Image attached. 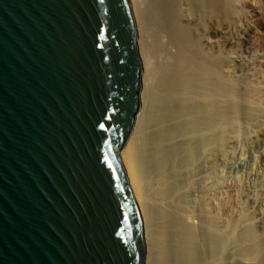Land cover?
<instances>
[{
  "label": "water",
  "instance_id": "obj_1",
  "mask_svg": "<svg viewBox=\"0 0 264 264\" xmlns=\"http://www.w3.org/2000/svg\"><path fill=\"white\" fill-rule=\"evenodd\" d=\"M149 84L136 0H0V264H149Z\"/></svg>",
  "mask_w": 264,
  "mask_h": 264
},
{
  "label": "bare ground",
  "instance_id": "obj_2",
  "mask_svg": "<svg viewBox=\"0 0 264 264\" xmlns=\"http://www.w3.org/2000/svg\"><path fill=\"white\" fill-rule=\"evenodd\" d=\"M230 3L136 0L146 32L150 84L146 110L126 151V162L147 215L149 264H226L232 236L222 219L226 203L218 201L226 193L219 170L228 125L238 122L241 109L237 104L225 105L223 98L229 90L221 72L223 61L204 53L201 44L214 48L212 38L220 32L213 11L216 20H222L228 16ZM180 10L186 13L181 15ZM155 38L166 52L160 68H154L150 59ZM188 49H197L200 58L189 54ZM156 78L155 86L152 81L155 83ZM258 91L254 95L258 96ZM248 110L244 113L249 112L250 117L264 115L260 108ZM238 131L240 128L235 133ZM194 194L199 195L197 200L191 199ZM191 215L196 216L197 223L189 221ZM251 234L247 228L245 235Z\"/></svg>",
  "mask_w": 264,
  "mask_h": 264
},
{
  "label": "rangeland",
  "instance_id": "obj_3",
  "mask_svg": "<svg viewBox=\"0 0 264 264\" xmlns=\"http://www.w3.org/2000/svg\"><path fill=\"white\" fill-rule=\"evenodd\" d=\"M182 10L181 15L186 13ZM213 16L220 34L212 38L214 48L202 44L201 48L213 59L223 61L221 72L229 90L223 101L226 106L238 105L241 109L238 122L228 125L225 157L219 170L226 184V193L219 196L218 201L226 203L222 219L227 233L232 236L225 263L264 264V115L250 117L249 112L244 113L248 107L264 111V0H231L227 17L217 21L215 9ZM161 46L158 47V38L155 44L153 41L150 59L154 68H160L166 61V52ZM169 50L170 46L167 52ZM198 52L197 49H188V53L195 57L200 56ZM157 80L152 81L155 86ZM255 90H259L258 96L254 95ZM237 128L240 131L235 133ZM194 195L192 200L199 198L198 194ZM191 216L189 221L197 223L196 216ZM247 228H251L250 236L245 235Z\"/></svg>",
  "mask_w": 264,
  "mask_h": 264
}]
</instances>
